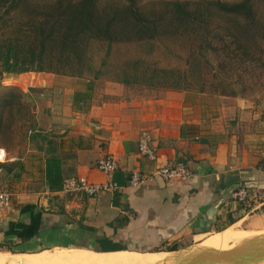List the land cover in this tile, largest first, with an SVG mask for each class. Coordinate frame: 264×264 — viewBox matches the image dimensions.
I'll list each match as a JSON object with an SVG mask.
<instances>
[{
    "label": "crops",
    "instance_id": "1",
    "mask_svg": "<svg viewBox=\"0 0 264 264\" xmlns=\"http://www.w3.org/2000/svg\"><path fill=\"white\" fill-rule=\"evenodd\" d=\"M14 82L35 95L23 122L27 138L16 149L0 148L1 178L13 194L0 210V250L82 248L113 252V264H169L164 256L174 245L221 232L252 212L249 225L264 218L253 210L264 208V101L161 87L134 93L118 81L88 88L77 78L35 72L10 76ZM144 130L156 159L139 151ZM104 157L118 161L110 175L96 166ZM176 163L188 164L193 177L129 183L134 170L151 175ZM80 176L112 179L118 188L99 199L63 191L65 179ZM241 185L256 194L248 203L232 195Z\"/></svg>",
    "mask_w": 264,
    "mask_h": 264
},
{
    "label": "rangeland",
    "instance_id": "2",
    "mask_svg": "<svg viewBox=\"0 0 264 264\" xmlns=\"http://www.w3.org/2000/svg\"><path fill=\"white\" fill-rule=\"evenodd\" d=\"M126 1L99 0V6L112 9L114 5L120 6V3ZM136 1L139 7L154 20L134 29H156L154 33L156 31L158 36L150 42L119 41L114 43L108 59L109 63L103 66L102 74L95 81L96 84L105 85L108 81L122 80L121 69L123 67L132 68L136 60L143 61L137 68L140 77L143 75L142 69L146 68L147 65L151 68L168 67L184 70L192 62L193 75L190 76L192 83L203 82L205 87L211 90L234 91L243 97L264 101V26L261 24L251 25L244 29L256 30H251L248 34L242 32L238 34L235 31L237 26L233 16H229L228 13L220 10L218 3V1L235 3L241 0ZM254 1L259 11V20L264 22V0ZM184 5L189 8V11L182 9ZM25 13L28 12L25 11ZM6 16L9 17V15ZM21 16V13H17L13 18L10 17L8 19L9 25L15 27L18 24H24L26 20L21 21ZM149 25L152 27L149 28ZM2 26H6V24ZM118 28L120 29L122 26ZM126 29H131V27ZM90 47V55L93 56V62L98 67L105 54L106 44L94 42ZM194 69L203 73L204 78L202 80H198L200 79L197 75L198 71L194 74ZM28 72L41 73L42 75L50 74L53 79L56 75L51 71ZM19 83H9V77L5 75L0 78V148L9 145L10 149H16L27 138L23 122L29 113V108L33 102L32 95L35 93L33 89H29L27 92L22 91ZM125 86L126 90L129 89L127 91L134 93L138 92L137 89L146 87L145 84L139 82ZM3 158L4 149H0V159ZM259 208L253 210L264 211V208ZM254 214L252 212L241 222L227 228V231L264 234V225L250 226L248 224L249 219L252 218L251 215L257 217ZM213 234L215 233L203 239L192 241L188 245L178 248V250L203 247L200 241H206L207 238L209 240ZM72 250L52 249L40 253L69 255ZM0 253L3 252L0 251ZM177 254L180 253L176 252L175 255Z\"/></svg>",
    "mask_w": 264,
    "mask_h": 264
},
{
    "label": "trees",
    "instance_id": "3",
    "mask_svg": "<svg viewBox=\"0 0 264 264\" xmlns=\"http://www.w3.org/2000/svg\"><path fill=\"white\" fill-rule=\"evenodd\" d=\"M218 3L220 10L233 16L237 26L235 31L238 34L240 32L248 34L251 30H256L244 29L251 25L264 26V22L259 20V11L254 0H241L235 3L218 1ZM120 4L108 9L100 7L99 0H0V78L4 75L16 78L19 74L28 71H51L57 75L85 81L88 83V88L92 87V83H95L102 74L103 66L108 65L114 43L150 42L158 36L156 31L154 33L156 29H134L154 20L139 7L136 0H127ZM182 9L189 11L185 5ZM17 13L22 14L21 21H26L24 24L12 27L8 19L13 18ZM4 24L6 26H2ZM119 26L122 28L119 29ZM128 27L131 29H126ZM94 42L106 44L105 54L98 67L93 62V56L90 55V45ZM142 62L136 60L132 68L123 67L122 80L114 81L124 85L139 82L146 87L197 90L225 95L238 94L234 91L208 89L203 82L192 83L190 81V76L193 75L192 62L184 70L168 67L151 68L147 65L142 69L143 75L140 77L137 68ZM196 71L200 77L198 80H202L203 73L194 69V74ZM0 166H2L1 162ZM176 249V245L171 247V250Z\"/></svg>",
    "mask_w": 264,
    "mask_h": 264
},
{
    "label": "built area",
    "instance_id": "4",
    "mask_svg": "<svg viewBox=\"0 0 264 264\" xmlns=\"http://www.w3.org/2000/svg\"><path fill=\"white\" fill-rule=\"evenodd\" d=\"M138 146L141 153L147 155L151 159H156V147L153 144L152 135L149 131L144 130L141 133ZM96 166L110 175L118 169L119 164L114 157H104L97 161ZM1 175L2 167H0V210H5L11 205L13 194L10 190L8 191L3 184ZM193 175L194 172L188 164L176 163L173 165L159 166L151 175L134 170L131 173L129 183L132 186H138L154 177H160L162 179L178 178L188 180L191 179ZM117 188L118 184L112 179L103 183H97L90 181L86 176L67 178L63 183V191L65 192L72 193L74 195L85 194L97 199H99L104 192L113 191ZM232 195L237 201L248 203L250 198L254 197L256 194L246 185H241L233 191Z\"/></svg>",
    "mask_w": 264,
    "mask_h": 264
},
{
    "label": "bare ground",
    "instance_id": "5",
    "mask_svg": "<svg viewBox=\"0 0 264 264\" xmlns=\"http://www.w3.org/2000/svg\"><path fill=\"white\" fill-rule=\"evenodd\" d=\"M259 219V218H258ZM253 222L250 226H261L264 225V218ZM255 220V218H254ZM250 223V222H249ZM249 227V226H248ZM232 229V228H231ZM260 233L255 232H230L227 229L213 234V236L206 241H200L201 245L204 247H210L220 250L230 249L240 243L242 240L251 237L253 235H258ZM190 247V246H189ZM183 250V249H182ZM43 252V251H42ZM129 252V251H127ZM113 253V252H112ZM112 253H100L85 251L82 249H73L69 255L63 254H42V253H0V264H76V263H93V264H113L116 258ZM176 252L171 253V256H164L166 263L176 264L179 260L178 254ZM183 253V252H182ZM56 254V255H55ZM155 255V254H154ZM183 254L182 256H185ZM163 261V262H164ZM258 264H264V261Z\"/></svg>",
    "mask_w": 264,
    "mask_h": 264
},
{
    "label": "water",
    "instance_id": "6",
    "mask_svg": "<svg viewBox=\"0 0 264 264\" xmlns=\"http://www.w3.org/2000/svg\"><path fill=\"white\" fill-rule=\"evenodd\" d=\"M173 252L180 253L176 264H258L264 261V234L248 237L225 250L203 246Z\"/></svg>",
    "mask_w": 264,
    "mask_h": 264
}]
</instances>
